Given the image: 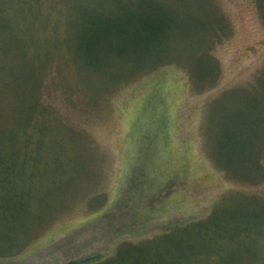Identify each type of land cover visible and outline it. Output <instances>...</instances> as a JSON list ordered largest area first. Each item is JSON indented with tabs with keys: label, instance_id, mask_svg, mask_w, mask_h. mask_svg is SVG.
<instances>
[{
	"label": "rangeland",
	"instance_id": "obj_1",
	"mask_svg": "<svg viewBox=\"0 0 264 264\" xmlns=\"http://www.w3.org/2000/svg\"><path fill=\"white\" fill-rule=\"evenodd\" d=\"M210 1L215 15L208 13L204 0L194 1L192 13L206 23L218 16L224 24L207 48L217 67L214 83H199L186 65L174 63L113 83V71L88 68L76 54L70 57L74 68H68L64 50L56 49L39 88V102L55 123L48 125L45 113H38L43 138L35 153L45 169V191L44 198H31L36 205L30 218L42 229L17 254L0 258V264L103 260L122 243L204 219L230 198L263 200L238 207L247 216L264 213V159L259 180L241 179L222 168V159L236 169L244 167L240 155L222 149V98L255 85L264 69V24L255 0ZM42 2L46 10L55 3ZM97 3L108 6L106 0ZM72 37L63 42L71 52ZM13 73L17 78L11 81L16 84L11 87L10 120L16 127L37 110L31 105L32 80L24 85L21 72ZM240 108L226 106L224 112L226 127L237 141L247 131L241 126ZM0 202L5 204L0 232L11 229L16 234L27 224L29 206L18 208L13 198Z\"/></svg>",
	"mask_w": 264,
	"mask_h": 264
},
{
	"label": "trees",
	"instance_id": "obj_2",
	"mask_svg": "<svg viewBox=\"0 0 264 264\" xmlns=\"http://www.w3.org/2000/svg\"><path fill=\"white\" fill-rule=\"evenodd\" d=\"M15 1L0 0V198H13L18 208L29 206V211L27 224L16 234L11 229L0 232V258L17 254L42 229L30 218L36 205L31 198H44L45 191L41 176L45 169L35 153L43 138L38 113H45L48 125L55 123L39 102V88L56 49L64 50L68 68H74L70 57L80 56L88 68L113 71L109 73L113 83H125L167 63L186 65L199 83H214L217 67L207 48L224 28L218 16V21L208 17V23L202 17L195 19V0H106V7H98L97 0H53L49 10L42 0H31L29 7L15 6ZM204 2L208 13L215 15L211 1ZM255 4L264 24V0ZM196 21H200L198 31ZM68 35L75 40L72 52L63 44ZM14 70L21 72L24 85L26 79L32 80L31 105L37 110L16 127L10 120ZM237 104L241 126L247 130L238 141L224 117L226 106ZM223 108L222 149L240 155L244 167L236 169L222 159V168L241 179L256 176L259 180L264 159V69L250 89L225 93ZM229 201L204 219L153 238L122 243L112 256L85 264H263L264 213L247 216L238 207L263 200ZM34 226L39 229L33 230Z\"/></svg>",
	"mask_w": 264,
	"mask_h": 264
}]
</instances>
